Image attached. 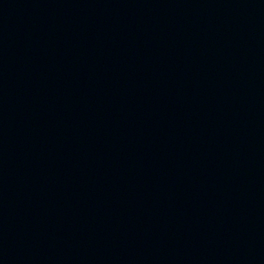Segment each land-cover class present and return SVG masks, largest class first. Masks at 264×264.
I'll return each instance as SVG.
<instances>
[{"label": "water", "instance_id": "obj_1", "mask_svg": "<svg viewBox=\"0 0 264 264\" xmlns=\"http://www.w3.org/2000/svg\"><path fill=\"white\" fill-rule=\"evenodd\" d=\"M0 264H264V0H0Z\"/></svg>", "mask_w": 264, "mask_h": 264}]
</instances>
